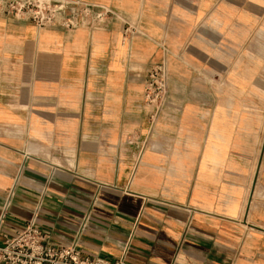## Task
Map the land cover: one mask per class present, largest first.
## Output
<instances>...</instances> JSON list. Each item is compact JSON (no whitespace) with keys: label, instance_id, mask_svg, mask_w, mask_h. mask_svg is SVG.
<instances>
[{"label":"crops","instance_id":"0c3cea01","mask_svg":"<svg viewBox=\"0 0 264 264\" xmlns=\"http://www.w3.org/2000/svg\"><path fill=\"white\" fill-rule=\"evenodd\" d=\"M64 1L122 19L90 32L0 14V214L17 178L1 233L37 209L50 244L84 255L264 264V0Z\"/></svg>","mask_w":264,"mask_h":264},{"label":"built area","instance_id":"2783aa9c","mask_svg":"<svg viewBox=\"0 0 264 264\" xmlns=\"http://www.w3.org/2000/svg\"><path fill=\"white\" fill-rule=\"evenodd\" d=\"M0 14L30 21L38 28L85 27L90 32L108 25L114 18L122 19L119 13L106 6L64 0H0ZM133 32L134 28L127 24L123 37L130 38ZM167 89L168 71L165 63L153 64L144 82V102L151 108V126L166 104ZM143 148L144 145L139 148L135 166L140 161ZM16 184L17 178L6 193L0 214V264H127V247L117 257L106 259L82 254L77 243L65 247L53 246L48 241L49 235L36 223L37 209L28 223L14 235L2 234L1 224L8 212ZM88 219L89 214L84 215L79 231L85 228Z\"/></svg>","mask_w":264,"mask_h":264}]
</instances>
